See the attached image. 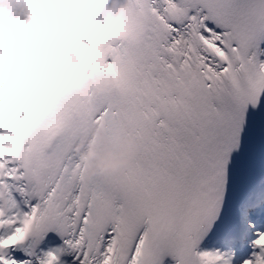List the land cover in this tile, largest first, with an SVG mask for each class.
<instances>
[{"label":"snow or ice","instance_id":"1","mask_svg":"<svg viewBox=\"0 0 264 264\" xmlns=\"http://www.w3.org/2000/svg\"><path fill=\"white\" fill-rule=\"evenodd\" d=\"M120 6L96 39L87 0H24L0 36V264H264V0Z\"/></svg>","mask_w":264,"mask_h":264},{"label":"clouds","instance_id":"2","mask_svg":"<svg viewBox=\"0 0 264 264\" xmlns=\"http://www.w3.org/2000/svg\"><path fill=\"white\" fill-rule=\"evenodd\" d=\"M23 3L24 0H0V36H3L6 31L13 27L14 19L20 15L17 10H23ZM109 3L110 0H87V6L93 10V14L96 12L103 13L105 18L110 19L112 24V27L106 29L95 26L99 33L95 37L96 39L111 36L119 24L120 18L125 15V10L122 6L113 9L112 7H107ZM35 19L34 17L32 22L19 27L17 30L23 33H30ZM17 54L18 51H13V55ZM76 82L79 83L80 81L77 80ZM80 154L82 159L89 162L90 171L113 173L128 163L129 159L134 155V149L131 141L124 140L119 143H113L111 146L89 144Z\"/></svg>","mask_w":264,"mask_h":264}]
</instances>
